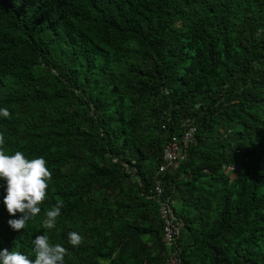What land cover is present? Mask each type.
<instances>
[{
	"label": "trees",
	"instance_id": "obj_1",
	"mask_svg": "<svg viewBox=\"0 0 264 264\" xmlns=\"http://www.w3.org/2000/svg\"><path fill=\"white\" fill-rule=\"evenodd\" d=\"M0 107L6 153L43 156L52 173L20 231L0 179V249L34 259L48 235L64 264H163L146 195L191 118L194 141L161 175L179 264H264V0H0Z\"/></svg>",
	"mask_w": 264,
	"mask_h": 264
},
{
	"label": "clouds",
	"instance_id": "obj_2",
	"mask_svg": "<svg viewBox=\"0 0 264 264\" xmlns=\"http://www.w3.org/2000/svg\"><path fill=\"white\" fill-rule=\"evenodd\" d=\"M11 113L7 108L0 107V116L9 117ZM4 135L0 133V179L6 183V195L3 203L10 216L18 218L9 219V226L20 231L27 222L35 218L40 212V205L45 201L49 181L52 173L47 167V161L43 156L31 159L22 151L7 154L4 150ZM63 200H58L55 205L46 210L42 221L44 229L56 227L57 217L61 214ZM83 237L77 232L68 233L69 243L76 247L82 243ZM34 259L20 251L0 249V264H64L67 249L61 244H52L48 235H36L32 240Z\"/></svg>",
	"mask_w": 264,
	"mask_h": 264
},
{
	"label": "built area",
	"instance_id": "obj_3",
	"mask_svg": "<svg viewBox=\"0 0 264 264\" xmlns=\"http://www.w3.org/2000/svg\"><path fill=\"white\" fill-rule=\"evenodd\" d=\"M182 126L179 134H171L162 144L160 161L154 171L151 186L146 195L147 199L155 203L156 214L161 222V242L165 248L163 264H179L175 243L179 222L172 212L168 196L164 193L161 175L164 172L174 171L180 165L186 156L188 147L194 141L195 124L193 120L185 118Z\"/></svg>",
	"mask_w": 264,
	"mask_h": 264
},
{
	"label": "rangeland",
	"instance_id": "obj_4",
	"mask_svg": "<svg viewBox=\"0 0 264 264\" xmlns=\"http://www.w3.org/2000/svg\"><path fill=\"white\" fill-rule=\"evenodd\" d=\"M235 166L222 167L223 173L226 174L229 178H232L240 170L239 165H237V167H235Z\"/></svg>",
	"mask_w": 264,
	"mask_h": 264
}]
</instances>
